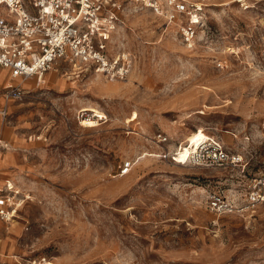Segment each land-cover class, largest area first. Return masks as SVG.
I'll use <instances>...</instances> for the list:
<instances>
[{
  "label": "rangeland",
  "instance_id": "1",
  "mask_svg": "<svg viewBox=\"0 0 264 264\" xmlns=\"http://www.w3.org/2000/svg\"><path fill=\"white\" fill-rule=\"evenodd\" d=\"M199 1L192 44L121 1L108 55L130 56L122 80L62 60L41 84L16 81L20 100L0 99V194L11 186L20 205L0 222L4 264H264V204L209 209L264 174V0ZM12 82L0 67V94ZM200 137L243 166L184 163L177 149Z\"/></svg>",
  "mask_w": 264,
  "mask_h": 264
},
{
  "label": "built area",
  "instance_id": "2",
  "mask_svg": "<svg viewBox=\"0 0 264 264\" xmlns=\"http://www.w3.org/2000/svg\"><path fill=\"white\" fill-rule=\"evenodd\" d=\"M121 1L128 0H0V67L8 70L11 79L25 83L35 79L38 84L62 60L92 65L95 72L109 80H122L130 73L132 60L122 53L110 58L108 45L120 22ZM176 26L182 39L192 44L202 28L197 21L204 7L199 0H130ZM208 2L219 0H207ZM245 4L246 0H233ZM22 85L10 84L2 93L5 103L18 101L24 95ZM7 107L1 113L7 115ZM159 142L168 138L158 135ZM166 155L165 157H167ZM178 164L179 159L173 157ZM203 168L243 166L239 155L213 144L206 137L185 162ZM131 163L123 166L126 176ZM11 186L0 194V222L13 221L18 213V192ZM264 204V174L250 181L244 199H227L222 193L209 197V209L217 215L246 214ZM0 264H4L0 256Z\"/></svg>",
  "mask_w": 264,
  "mask_h": 264
},
{
  "label": "bare ground",
  "instance_id": "3",
  "mask_svg": "<svg viewBox=\"0 0 264 264\" xmlns=\"http://www.w3.org/2000/svg\"><path fill=\"white\" fill-rule=\"evenodd\" d=\"M89 112V111H88ZM87 113V112H86ZM95 115V114H94ZM96 116V115H95ZM92 120H90V121H86V122H84V124H87V123H90ZM206 139V138H205ZM204 139V140H205ZM203 140H202V137H200L199 139H198V141H196V143L190 148V149H188V150H186L185 149V147L182 145L181 147H180V149H177L178 150V156H186V158L188 157V155L193 151V150H196V148H197V146L202 142ZM14 221V220H13ZM12 221V222H13ZM11 222V223H12Z\"/></svg>",
  "mask_w": 264,
  "mask_h": 264
},
{
  "label": "crops",
  "instance_id": "4",
  "mask_svg": "<svg viewBox=\"0 0 264 264\" xmlns=\"http://www.w3.org/2000/svg\"><path fill=\"white\" fill-rule=\"evenodd\" d=\"M4 70H5L6 72H8V70H6V69H4ZM8 73H9V72H8ZM15 82H16V81H15ZM15 82H12L11 84H14ZM19 82H20V81H19ZM25 83H26V82H25ZM29 84H30V83H29ZM9 85H10V84H9ZM9 85H8V86H9ZM14 85H18V84L15 83ZM22 85H23V84H22ZM5 88H7V86H6ZM5 88H4V90H5ZM0 99L3 100V98H2V94H0ZM3 102H4V100H3ZM5 107H6V106H5ZM5 107H3V108H5ZM7 112H8V109H7ZM7 114H8V113H7ZM0 255H1V254H0Z\"/></svg>",
  "mask_w": 264,
  "mask_h": 264
}]
</instances>
